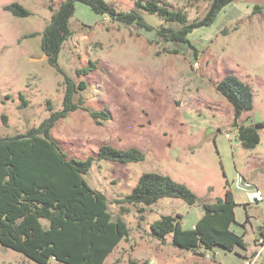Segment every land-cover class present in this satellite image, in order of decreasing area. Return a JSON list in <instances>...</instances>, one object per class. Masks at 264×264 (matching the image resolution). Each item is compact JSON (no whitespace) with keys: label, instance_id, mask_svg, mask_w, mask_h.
Masks as SVG:
<instances>
[{"label":"rangeland","instance_id":"1","mask_svg":"<svg viewBox=\"0 0 264 264\" xmlns=\"http://www.w3.org/2000/svg\"><path fill=\"white\" fill-rule=\"evenodd\" d=\"M15 1L30 15L16 16L6 9ZM62 1L0 0V138L38 127L51 113L48 100L54 110L62 108L64 76L49 64L41 47L43 32ZM106 1L118 11L136 9L137 0ZM157 1L184 10L190 20L203 16L210 4V0ZM139 10L154 28L125 24L76 2L70 19L73 34L62 48L59 64L70 77L86 82L81 91L86 109L60 119L52 136L69 157H95L85 179L106 195L114 218L123 212L130 229L104 264H129L130 258L147 264L150 260L240 264L239 247L231 252L203 249L205 255L200 257L174 246L171 235L166 241L154 237L151 224L161 215L179 214L183 226L192 228L204 212L203 203L223 197L230 188L237 202L232 228L242 233L246 223L248 249L256 248L264 229V0H234L212 24L190 33L191 45L165 41L158 28L177 25ZM92 63L95 67L88 73L78 74ZM229 73L252 86L254 107L237 122L259 129L261 142L254 148L237 139L233 108L216 90V83ZM215 105L229 111L216 110ZM90 111H106L110 117L97 123ZM104 144L137 147L145 159H98ZM148 171L185 183L199 201L189 205L181 198L165 197L147 205L144 212L134 204H124L128 210L121 211L117 201ZM263 262L264 256L259 264ZM0 264L39 263L0 243Z\"/></svg>","mask_w":264,"mask_h":264},{"label":"trees","instance_id":"2","mask_svg":"<svg viewBox=\"0 0 264 264\" xmlns=\"http://www.w3.org/2000/svg\"><path fill=\"white\" fill-rule=\"evenodd\" d=\"M77 1L89 5L97 13L148 29L154 27L145 21L139 9L156 13L168 23L177 25L158 28V34L165 41L191 45L190 33L195 28L212 24L218 12L234 0H210L205 14L193 20L184 10L172 9L168 3L157 0H137L136 9L131 11H118L106 0H64L60 3L43 32L41 47L49 64L64 76L62 108L54 110L48 100L51 113L38 127L0 138V243L39 264L52 261L57 264H104L130 232L123 212L114 218L106 195L85 179L84 175L91 169L95 157H69L52 136V129L60 119L79 108L86 109L81 95L86 82L76 81L59 64L62 48L73 34L70 19ZM6 9L16 16L31 13L16 1L8 4ZM94 67L92 63L77 72L86 74ZM216 90L233 108L237 139L246 148L256 147L261 142L259 129L237 122L244 111L254 107L252 86L229 73L216 83ZM214 108L226 113L229 111L220 105ZM90 113L97 123L101 122V117H110L106 111ZM97 158L138 162L145 159V153L137 147L124 149L104 144ZM165 197L181 198L189 205L199 201V196L185 183L161 172L148 171L139 177L132 191L117 202L121 204V211L128 210L124 204H134L144 212L147 205ZM236 205L232 190L226 188L223 197L203 203L204 213L192 228L183 226L181 215L164 214L152 222V234L161 241H166L171 235L174 246L201 256L208 249L231 252L239 247L245 251L248 249L246 223L242 224V233L232 228L236 223ZM129 264H147V261L130 258Z\"/></svg>","mask_w":264,"mask_h":264},{"label":"built area","instance_id":"3","mask_svg":"<svg viewBox=\"0 0 264 264\" xmlns=\"http://www.w3.org/2000/svg\"><path fill=\"white\" fill-rule=\"evenodd\" d=\"M227 136L230 137V134H228ZM256 245H257L256 249L244 257L243 264H259L261 258L264 256V236L263 235L258 236ZM148 263L154 264L152 260L148 261Z\"/></svg>","mask_w":264,"mask_h":264},{"label":"crops","instance_id":"4","mask_svg":"<svg viewBox=\"0 0 264 264\" xmlns=\"http://www.w3.org/2000/svg\"><path fill=\"white\" fill-rule=\"evenodd\" d=\"M203 213L204 212H202V215H203ZM201 215V216H202ZM195 224V223H194ZM261 232L263 233V236H264V229H260V232H259V235H261ZM248 244V243H247ZM255 247H257V245L255 244ZM248 248H249V246H248ZM256 248H252V249H247V250H245V251H243L242 253H243V255H248V254H250L251 252H253L254 250H255ZM198 252H200V251H198ZM196 254V253H195ZM198 255V254H197ZM198 256H200V257H202L200 254L198 255ZM243 259H244V256L242 257L241 256V261H240V264H243Z\"/></svg>","mask_w":264,"mask_h":264}]
</instances>
